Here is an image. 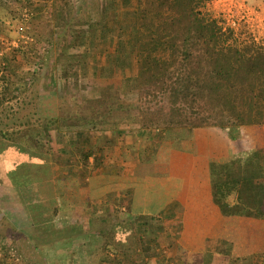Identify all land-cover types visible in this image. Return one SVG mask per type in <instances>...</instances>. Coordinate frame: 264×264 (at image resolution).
I'll list each match as a JSON object with an SVG mask.
<instances>
[{
    "label": "trees",
    "instance_id": "16d2710c",
    "mask_svg": "<svg viewBox=\"0 0 264 264\" xmlns=\"http://www.w3.org/2000/svg\"><path fill=\"white\" fill-rule=\"evenodd\" d=\"M24 1L0 0V38L36 22L34 43L0 51V162L4 154L15 159L0 163V212L12 225L0 243L4 256L18 250L24 264L93 257L168 264L159 222L174 216L182 179L116 175L111 161H120L109 148L131 133L145 139L137 153L144 163L168 159L180 142L184 151L201 146L202 130H218L204 145L212 202L223 217L264 220V133L252 148L240 139L242 128L264 127L263 43L223 28L208 0H51L48 25L45 6L33 1L24 19ZM33 59L35 68L23 72L20 63ZM45 75L47 93L32 91ZM99 77L108 81L89 83ZM50 129L78 149L68 165L74 172L51 153ZM124 195L131 214L121 210ZM254 258L264 264L263 254Z\"/></svg>",
    "mask_w": 264,
    "mask_h": 264
},
{
    "label": "crops",
    "instance_id": "0c3cea01",
    "mask_svg": "<svg viewBox=\"0 0 264 264\" xmlns=\"http://www.w3.org/2000/svg\"><path fill=\"white\" fill-rule=\"evenodd\" d=\"M204 145L199 144L187 152L171 150L168 159L159 158L157 154L152 161L141 163L135 158L131 167L128 164L129 175L121 176L128 182L145 176L182 179V188L172 201L177 202L174 216L160 217L158 233L171 237L170 250L179 260L177 263L236 264L232 263L235 259L251 258L254 264V257L264 255V220L220 214L212 202L208 171L210 151ZM120 200L121 210L131 214L132 198L124 195Z\"/></svg>",
    "mask_w": 264,
    "mask_h": 264
},
{
    "label": "rangeland",
    "instance_id": "374dc122",
    "mask_svg": "<svg viewBox=\"0 0 264 264\" xmlns=\"http://www.w3.org/2000/svg\"><path fill=\"white\" fill-rule=\"evenodd\" d=\"M7 1H11V0H7ZM28 1L35 2L36 4L39 5L40 9H42V6H45V8L41 10V12L43 13V16H41V20L44 24L48 25L50 19H48V16H47V13H48L47 7L50 4L51 0H25L24 2H20L19 4L20 6H22V16L24 19L29 20L27 16L28 15L27 11H29V9L27 7L31 9V4H28L29 3ZM206 6L209 11L213 12V15L215 17H220L224 20V24H222L223 28L233 29L234 32L236 33V36L239 34L242 36H245L247 32V34H249L250 37L253 38L255 41H258L264 44V0H208ZM29 12L30 14L31 13L33 14L32 9ZM33 22L36 23L35 21L31 20L29 25H27L28 32L24 31L22 35H15L14 37H12V39L1 37L0 38V51L2 50L6 51L11 46L16 47L19 44L18 42L20 40H22L24 43L28 45H30V43H34L35 37L33 36V33L31 31V26ZM242 27H244L245 29H243ZM37 41L39 43H37L35 47L40 49V51L41 49L46 48L44 44L46 41H40V40H37ZM46 60H48V58H46ZM35 65H36L35 59L28 60L27 62L20 63V69L23 72L32 71L35 68ZM50 65H51V62H50ZM134 73L135 72L130 71V72H127L126 75H130V74L133 75ZM48 79L49 78L46 75L41 77L39 81L35 84V86L33 87L32 91L39 90V92L47 93L44 88L45 87L44 83ZM117 79H119V77ZM107 81L108 80H106L104 77H99L95 80L89 81V83H91L92 85H103ZM202 131L203 132H201V134L203 136V139H205L203 143L205 144L208 142L209 138L219 135L218 130H212V129L205 130L204 129ZM263 133H264L263 126L242 128L243 136H241L242 138L240 139L242 140L245 139L244 142L247 141L246 144H249L248 148H252L253 144H255L256 138L260 137V135H262ZM49 135H50L49 147H50L51 153L53 152L54 154L53 156H55L54 158L56 160H59V163L61 167H63V169H68L69 168L68 165H70V163H74L77 160L78 149H76V146H72L71 143H69V140L66 135L59 134L57 130L55 129H50ZM146 137H152V140H155V142L158 140L157 134L152 135V134L146 133L145 138ZM143 138L137 139V134L131 133V134H128L127 136H123L122 139L116 140L115 144L113 145L114 147L111 146V148H109L110 153L114 154L112 157L114 159H117L118 157L120 161L117 163L116 161H111L112 170L114 171L116 175L120 177H124L121 175H129L130 173L129 167L132 166L130 164H132L135 161V158H137V153H140L142 147H144L143 141H145V139ZM182 143L184 142H180L179 144H182ZM178 146L171 148V150H175V149L179 150L180 148ZM224 150H227V149L224 148ZM184 152H187V151H184ZM153 153L154 151H152V154ZM8 159L15 160V159H11L7 157V155L4 154L2 156L0 163ZM186 164L187 162H185V165ZM2 167L3 166H1L0 169H2ZM76 168L77 167H71L65 173L71 172V171L74 172L73 169H76ZM62 171L63 170L61 168L55 169V175L62 176L63 175ZM0 173H1V170H0ZM2 176L4 177L3 173H2ZM71 177L72 178L68 180H65L62 177L61 181L65 180V181L70 182L75 178L73 176ZM2 182L3 183L5 182V185H6L5 180L4 181L2 180ZM55 182L56 181H54V183ZM57 195L59 198L64 199V196H62L60 193H58ZM108 208L110 207L103 206L101 207L100 210L108 209ZM11 226L12 225L8 223V220L7 218H5L4 214L0 212V243L2 242L5 236L10 234ZM170 238L171 237L169 236L164 237V235H161V234L158 236L159 243L161 244V249L163 248L165 258L167 259L170 258L171 260L169 261L168 264H180V263H177L179 260L176 259V257L172 254L170 250V247H171ZM168 244L170 246H168ZM16 253L19 254V251L17 250L16 252L15 250V252H12L11 257L9 256L6 257L4 256L3 253L0 252V259L3 258V261L1 262V264H20L21 262L19 261L18 258H16L17 257ZM21 264H24V263H21ZM84 264H112V262H109L108 260H103L100 262V260L98 261L97 257H93L90 259H84ZM140 264H157V263L154 262L153 260L147 259L146 262L140 263Z\"/></svg>",
    "mask_w": 264,
    "mask_h": 264
}]
</instances>
